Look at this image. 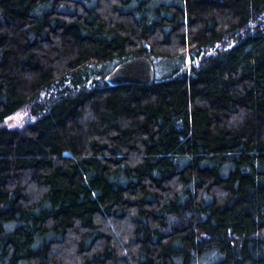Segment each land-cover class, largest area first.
Wrapping results in <instances>:
<instances>
[{
	"label": "trees",
	"instance_id": "16d2710c",
	"mask_svg": "<svg viewBox=\"0 0 264 264\" xmlns=\"http://www.w3.org/2000/svg\"><path fill=\"white\" fill-rule=\"evenodd\" d=\"M262 16L264 0H0V123L36 118L0 126V264H264ZM140 55L151 84L104 81Z\"/></svg>",
	"mask_w": 264,
	"mask_h": 264
},
{
	"label": "water",
	"instance_id": "95a60500",
	"mask_svg": "<svg viewBox=\"0 0 264 264\" xmlns=\"http://www.w3.org/2000/svg\"><path fill=\"white\" fill-rule=\"evenodd\" d=\"M155 77V66L147 56H132L124 59L105 75L104 81L109 86L136 84L149 85Z\"/></svg>",
	"mask_w": 264,
	"mask_h": 264
},
{
	"label": "rangeland",
	"instance_id": "374dc122",
	"mask_svg": "<svg viewBox=\"0 0 264 264\" xmlns=\"http://www.w3.org/2000/svg\"><path fill=\"white\" fill-rule=\"evenodd\" d=\"M260 22H264V16L260 17L255 23H251L249 26L253 27L255 26L257 23ZM230 41H226L224 42L222 45H216L214 46V48L211 49H207L205 52L207 53H211L213 51H215V49L223 47L225 45H227ZM156 62L159 61L158 59H156ZM161 73H163V68L160 67L159 68V75H161ZM48 94L47 95H42V101L46 100L48 98ZM36 118L32 113V105H26L24 107H22L21 109L17 110L16 112H14L13 114L9 115L3 122L0 123V126H6V127H10V128H24L29 122L34 121Z\"/></svg>",
	"mask_w": 264,
	"mask_h": 264
}]
</instances>
